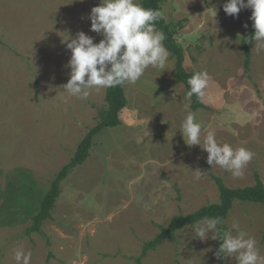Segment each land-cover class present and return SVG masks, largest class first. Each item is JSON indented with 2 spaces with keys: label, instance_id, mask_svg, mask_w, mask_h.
<instances>
[{
  "label": "rangeland",
  "instance_id": "1",
  "mask_svg": "<svg viewBox=\"0 0 264 264\" xmlns=\"http://www.w3.org/2000/svg\"><path fill=\"white\" fill-rule=\"evenodd\" d=\"M100 2L0 0V264H16L17 248L31 251V264H139L161 226L220 201L214 175L231 187L254 184L256 172L264 181V50L253 42L246 68L241 44L251 9L233 17L223 10L227 0H164L186 68L210 76L205 107L192 109L171 52L164 69H146L125 85L129 103L122 111L129 123L146 124L137 128L140 141L125 140L133 136L126 123L103 128L90 157L63 181L52 217L28 234L41 196L108 108L107 88L91 90L85 100L63 89L71 57L64 40L81 31L94 43L103 38L89 19ZM189 112L202 124L200 146H187L180 131ZM208 131L219 144L255 153L241 176L207 164ZM197 169L205 173L200 181ZM234 220L264 256V206L236 201L228 230ZM195 225L179 229L141 264H237L234 257L217 258V240L195 237Z\"/></svg>",
  "mask_w": 264,
  "mask_h": 264
},
{
  "label": "clouds",
  "instance_id": "2",
  "mask_svg": "<svg viewBox=\"0 0 264 264\" xmlns=\"http://www.w3.org/2000/svg\"><path fill=\"white\" fill-rule=\"evenodd\" d=\"M242 9H251L250 20L255 30L247 43L254 42L257 52L264 50V0H227L223 5L224 12L233 17ZM89 19L90 30L103 37L98 43L83 31L75 38L67 36L64 40L71 51L67 65L70 78L63 85L68 96L85 100L91 90L134 84L149 67H166L170 56L163 43L166 35L156 26L158 21L167 20L164 10L146 9L137 0H101L91 9ZM209 83L206 70L195 72L187 80L186 98L195 95L203 102ZM201 130L196 114L189 112L180 127L187 146L201 145ZM202 149L208 153L206 162L211 168L218 166L235 177L243 174L255 155L244 147L234 149L227 143L219 144L214 131L207 132ZM194 173L196 181L205 178V173L199 169ZM224 223L221 217H204L195 225L194 236L201 241H221L215 253L217 258L234 257L237 264H264L257 240L242 229L238 221L234 220L229 230L221 227ZM31 259V251L14 250L16 264H31Z\"/></svg>",
  "mask_w": 264,
  "mask_h": 264
},
{
  "label": "trees",
  "instance_id": "3",
  "mask_svg": "<svg viewBox=\"0 0 264 264\" xmlns=\"http://www.w3.org/2000/svg\"><path fill=\"white\" fill-rule=\"evenodd\" d=\"M163 1L164 0H143L141 5L146 9L151 8L162 10ZM156 26L166 35V39L163 43L168 51L175 57L176 80L184 84L187 93L189 91L187 80L195 72L189 71L185 66V50L175 40L167 21L160 20L157 22ZM254 31L255 30L251 26L241 40L245 54L246 68H248L251 63L253 45V43H247L246 40L254 34ZM106 101L108 103V108L100 113L99 122L85 135L83 140L79 143L71 160L63 166L56 177L51 181V185L48 190L41 196L38 211L32 217L33 223L27 229L28 234L32 232H40L44 221L52 217V210L56 205L57 199L62 193L63 181L67 179L74 168L84 164L90 157L94 144V137L105 127L125 125V122L121 118L122 110L127 107L129 103L125 85L107 88ZM191 107L194 110H198L204 108L205 104L204 101H198L197 97L193 95L191 97ZM213 178L218 184L220 190V201L204 205L189 214L180 213L172 219L168 226H161L160 232L154 237V239L145 243L142 254L137 259L139 264H141L142 258H144L150 250H155L167 238L172 239L179 229L187 225H195L204 217H221L225 222L236 201L254 202L264 206V181L258 172L255 173V183L243 187L228 186L224 179L217 175H214ZM221 227L224 230H228L225 223ZM220 243L221 241L217 240L218 248ZM221 264H224V262L221 261Z\"/></svg>",
  "mask_w": 264,
  "mask_h": 264
},
{
  "label": "crops",
  "instance_id": "4",
  "mask_svg": "<svg viewBox=\"0 0 264 264\" xmlns=\"http://www.w3.org/2000/svg\"><path fill=\"white\" fill-rule=\"evenodd\" d=\"M125 108H127V107H125ZM125 108L123 109V110H125ZM122 110V111H123ZM121 118H122V120L126 123V124H128V128L130 129V133H132L133 134V136H130L129 138H127V139H125L126 141L127 140H129L130 139V142L132 143L133 142V139L132 138H134V139H137L138 141H140V139L138 138V132H137V128H141L142 126H146V124L144 123V122H142V121H140V119L139 118H137V120L136 121H133V122H131V123H129V118L125 115V113L124 112H121ZM144 120V119H143ZM142 122V123H141ZM152 127V126H151ZM153 128L154 127H152V130H153ZM152 133V131L149 133V134H151ZM95 142V141H94ZM93 147H94V144H93ZM74 171V170H73ZM72 171V172H73ZM75 171H76V169H75ZM74 171V172H75ZM71 172V173H72ZM70 173V174H71ZM70 174H69V176H70ZM68 176V177H69ZM67 177V178H68Z\"/></svg>",
  "mask_w": 264,
  "mask_h": 264
}]
</instances>
